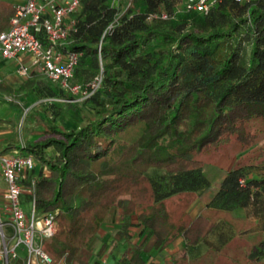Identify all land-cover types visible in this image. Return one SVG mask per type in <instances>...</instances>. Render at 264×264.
<instances>
[{
	"label": "trees",
	"instance_id": "trees-1",
	"mask_svg": "<svg viewBox=\"0 0 264 264\" xmlns=\"http://www.w3.org/2000/svg\"><path fill=\"white\" fill-rule=\"evenodd\" d=\"M111 2L79 0L63 48L78 53L73 83L86 84L101 72L90 96L68 101L74 99L68 91L37 75L18 88L0 83L11 96L23 92L36 106L47 105L44 116L35 115L45 124L40 137L21 140L19 152L35 162L21 183L30 187L36 213L58 212L60 227L44 247L54 262L87 264L112 209L118 213L114 239H130L134 215L157 249L179 236L186 247L195 246L219 224L233 228L236 209L264 210V173L251 175L254 166L241 163L225 172L194 216L185 203L165 208L174 196L211 187L197 152L240 132L244 120L264 117V0H216L206 14L186 11L182 0ZM162 12L166 18L158 17ZM114 19L98 54L101 34ZM47 98L64 99L77 121L60 118L53 108L61 102ZM30 116L27 109L23 121ZM225 245L201 260L212 262ZM140 254L134 249L129 262L142 264ZM247 257L264 259V245ZM182 258L173 256L172 264Z\"/></svg>",
	"mask_w": 264,
	"mask_h": 264
},
{
	"label": "built area",
	"instance_id": "built-area-1",
	"mask_svg": "<svg viewBox=\"0 0 264 264\" xmlns=\"http://www.w3.org/2000/svg\"><path fill=\"white\" fill-rule=\"evenodd\" d=\"M119 0H112L115 6ZM246 1V0H236ZM131 0H126L130 4ZM216 0H184L186 11L206 14ZM80 7L79 0H25L13 8L6 29L0 31V57L13 59L21 54L30 58V65L19 64L16 72L26 78L29 67H38L44 79L56 83L72 96L68 101L83 100L90 96L101 83V72L88 83L71 81L73 67L78 53L64 48L75 28L74 14ZM156 17L150 15L149 18ZM166 18L165 13L158 15ZM116 24L113 20L103 31L97 43L100 53L104 37ZM12 100V99H9ZM60 98H47L46 102H64ZM35 162L30 155L14 151L8 155L0 154V178L4 189H0V261L10 264L22 259V264H55L51 255L42 249L45 239L52 237L58 230L57 210L36 215L30 187L21 181L26 179ZM25 194L31 203V211L26 214L21 207V195ZM20 248V249H19ZM19 250L25 252L22 257ZM56 264H66L61 257Z\"/></svg>",
	"mask_w": 264,
	"mask_h": 264
},
{
	"label": "crops",
	"instance_id": "crops-1",
	"mask_svg": "<svg viewBox=\"0 0 264 264\" xmlns=\"http://www.w3.org/2000/svg\"><path fill=\"white\" fill-rule=\"evenodd\" d=\"M24 1L25 0H0V31L7 28L8 21L13 12L14 6L17 4H21ZM7 60H10L11 62L10 70H6V65H2V62ZM21 63L30 65L29 56L21 54L13 59H4L0 57V83L2 85L9 86L11 88H18L22 85V83L30 80L34 75H37L40 79H44L38 67L36 66L29 67L28 77L23 78L19 76L16 72V69L17 66ZM15 97H18L20 100H22L23 104H25L26 101L32 99L30 97H27V95H25L23 92L11 96L4 90L0 89V101L11 102L14 101L13 99ZM36 131H38L39 134L41 132V130ZM14 134L15 132L12 133L11 125L7 123L5 117L0 118L1 149L12 146V144L8 143L7 141L10 138L14 137ZM13 152L14 151H12L11 153ZM224 175L222 176V178L224 177ZM4 187L5 183L1 179L0 189H4ZM22 197L27 199L26 195L23 194L21 195V202ZM206 204L201 206L199 209L204 208ZM198 210L193 213L196 214ZM237 210H244L249 212H238L235 214L230 212V215L234 220L233 228H230L227 225L219 224L216 229L206 237L205 240L201 241L195 246L186 247L183 238L179 236L162 249H157L154 247V237L150 235L147 230H142V227L137 225V220L134 215L131 217L132 225L129 227V231L131 234L130 239H114L115 231L118 228V213L117 210L112 209L95 234V237L91 244V252L87 259V264H131L129 262L131 253L138 247L141 250L140 255L141 259L143 260L142 264H172L173 256L178 254L183 257L179 264H197V262L202 261L201 257L209 249L218 248V246H220V242H226L225 246H227L230 242H232V240L241 242L243 241V239L248 240L245 239V237H252L249 243V253L254 246L264 245V210L262 209L257 212L255 208L249 207L244 209H236L234 211ZM100 247H102V251H100V253H97ZM219 253H217V255H219ZM248 253L246 254V257ZM19 260L22 262V259L20 258L17 261H12L10 264H12L13 262H19ZM248 261L249 264H264V259H261L258 262L250 260ZM54 263L56 264L57 262ZM137 263L139 264L140 262ZM0 264H2L1 261Z\"/></svg>",
	"mask_w": 264,
	"mask_h": 264
},
{
	"label": "rangeland",
	"instance_id": "rangeland-1",
	"mask_svg": "<svg viewBox=\"0 0 264 264\" xmlns=\"http://www.w3.org/2000/svg\"><path fill=\"white\" fill-rule=\"evenodd\" d=\"M183 1L184 0H182V2ZM224 53L225 51L223 49L218 55H223ZM3 64L6 65V70H10V60L2 62V65ZM73 97L77 98L78 96ZM13 100L14 101L11 102L0 101V118L5 117L7 123L11 125L12 133L15 132L14 137L7 141L8 143H11L12 146L5 149L0 148V154L3 155H8L12 151L19 152V147H21L24 139H36L40 137V134L36 130H42L45 127V124H43L42 121L38 122V117L35 115L38 113L39 115L44 116L46 114L45 111H48L47 105L45 104L36 106L34 99L26 101L25 104H23L22 100L18 97H15ZM81 101L82 100L79 99L76 102L80 103ZM27 109L31 110L33 116H30L26 121H23ZM54 110L60 118L63 117L69 123L76 122L78 119V114L66 109L62 102L54 105L53 111ZM53 111L52 113L54 114ZM48 113L49 120L50 117L52 118V113L51 111L47 112V114ZM240 130V132H232L226 135L224 142L210 145L194 155V159L197 160L203 173L210 180L211 187L201 194H181L174 196L165 202V208L170 209L174 208L179 203H185L187 204V210L191 213V216H194L193 212L209 202L226 170L233 167L236 163L253 165L254 167H251L250 169L252 170L250 172L251 175L257 176V174L260 175L264 173V117H251L244 120ZM21 207L26 214L30 213L31 203L28 198L26 199L22 197ZM238 212L248 213L249 211L237 210L232 211L231 213L235 214ZM36 215H38V213ZM251 238L245 237V239L248 240L243 239L241 242L232 240V242L226 247L217 252L220 253L213 259V262L205 263L201 261L197 262V264H249V258L246 257V254L249 250ZM48 240L49 239H45L43 241V250L45 243ZM19 249V255L23 257L25 252ZM89 255L90 253L88 254V257ZM206 259L208 261L210 259L209 256H207Z\"/></svg>",
	"mask_w": 264,
	"mask_h": 264
}]
</instances>
